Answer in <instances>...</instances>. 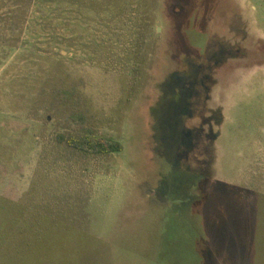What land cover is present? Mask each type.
I'll list each match as a JSON object with an SVG mask.
<instances>
[{
    "label": "rangeland",
    "instance_id": "374dc122",
    "mask_svg": "<svg viewBox=\"0 0 264 264\" xmlns=\"http://www.w3.org/2000/svg\"><path fill=\"white\" fill-rule=\"evenodd\" d=\"M0 264H264V0H0Z\"/></svg>",
    "mask_w": 264,
    "mask_h": 264
},
{
    "label": "trees",
    "instance_id": "16d2710c",
    "mask_svg": "<svg viewBox=\"0 0 264 264\" xmlns=\"http://www.w3.org/2000/svg\"><path fill=\"white\" fill-rule=\"evenodd\" d=\"M58 142L77 152L95 156L121 153L124 149L120 142L96 136L61 135Z\"/></svg>",
    "mask_w": 264,
    "mask_h": 264
}]
</instances>
